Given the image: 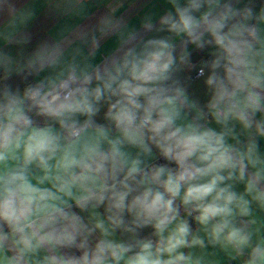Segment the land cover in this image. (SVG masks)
I'll list each match as a JSON object with an SVG mask.
<instances>
[{
  "label": "clouds",
  "instance_id": "clouds-1",
  "mask_svg": "<svg viewBox=\"0 0 264 264\" xmlns=\"http://www.w3.org/2000/svg\"><path fill=\"white\" fill-rule=\"evenodd\" d=\"M156 3L0 0V264H264V0Z\"/></svg>",
  "mask_w": 264,
  "mask_h": 264
},
{
  "label": "crops",
  "instance_id": "crops-1",
  "mask_svg": "<svg viewBox=\"0 0 264 264\" xmlns=\"http://www.w3.org/2000/svg\"><path fill=\"white\" fill-rule=\"evenodd\" d=\"M163 8H164L163 0H157V3L153 10L159 13L163 11ZM45 25H46V21L41 20L40 24H38L34 29L37 39L45 37Z\"/></svg>",
  "mask_w": 264,
  "mask_h": 264
}]
</instances>
